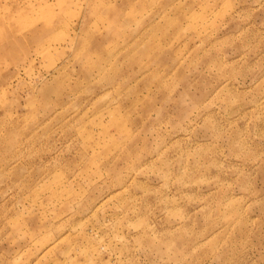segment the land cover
<instances>
[{
    "label": "rangeland",
    "instance_id": "374dc122",
    "mask_svg": "<svg viewBox=\"0 0 264 264\" xmlns=\"http://www.w3.org/2000/svg\"><path fill=\"white\" fill-rule=\"evenodd\" d=\"M168 1L0 0V264H264V0Z\"/></svg>",
    "mask_w": 264,
    "mask_h": 264
},
{
    "label": "bare ground",
    "instance_id": "6f19581e",
    "mask_svg": "<svg viewBox=\"0 0 264 264\" xmlns=\"http://www.w3.org/2000/svg\"><path fill=\"white\" fill-rule=\"evenodd\" d=\"M169 1H171V0H169ZM168 1V2H169ZM177 3H178V0H177ZM179 3H180V1H179ZM175 4V3H174ZM182 4H184V2L182 3ZM176 5V4H175ZM125 7H126V4L124 5ZM177 6V5H176ZM181 6V5H180ZM183 6V5H182ZM185 7V6H184ZM109 8V7H108ZM123 8V7H122ZM181 8V7H180ZM173 9V8H172ZM174 9H175V7H174ZM182 9V8H181ZM183 10V9H182ZM181 10V11H182ZM172 11H175L174 13H176V9L175 10H172ZM172 11H171V13H172ZM162 12V11H161ZM170 12V11H169ZM122 13V12H121ZM167 13V12H166ZM179 13H181V12H179ZM183 13V12H182ZM117 14V13H116ZM165 14V13H164ZM117 16H118V14H117ZM118 19V18H117ZM152 27V26H151ZM150 28V27H149ZM148 28V29H149ZM165 29V28H164ZM151 30V29H150ZM147 31V30H146ZM36 35V34H35ZM27 38H28V36H27ZM27 38H25V39H27ZM31 40V39H30ZM26 43H28V42H26ZM56 245V244H55ZM55 245H53V246H55Z\"/></svg>",
    "mask_w": 264,
    "mask_h": 264
}]
</instances>
